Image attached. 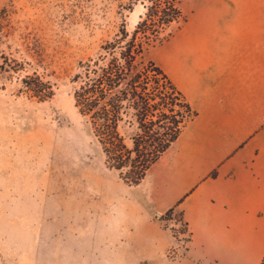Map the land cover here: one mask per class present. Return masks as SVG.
I'll list each match as a JSON object with an SVG mask.
<instances>
[{
    "label": "rangeland",
    "instance_id": "1",
    "mask_svg": "<svg viewBox=\"0 0 264 264\" xmlns=\"http://www.w3.org/2000/svg\"><path fill=\"white\" fill-rule=\"evenodd\" d=\"M176 1L186 19L195 0ZM1 12L0 51L22 70L0 72V264H200L185 252L179 211L163 220L165 213L144 207L148 190L125 185L104 166L74 107L72 80L81 62L102 55L122 29L130 35L145 7L135 0H0ZM160 45L145 51L144 62L156 65ZM32 73L54 85L51 100L39 103L23 92L21 79ZM81 164L92 202L118 199L131 212L96 220L82 210ZM92 167L103 176L86 173ZM263 255L243 264H260Z\"/></svg>",
    "mask_w": 264,
    "mask_h": 264
},
{
    "label": "crops",
    "instance_id": "2",
    "mask_svg": "<svg viewBox=\"0 0 264 264\" xmlns=\"http://www.w3.org/2000/svg\"><path fill=\"white\" fill-rule=\"evenodd\" d=\"M154 62L195 116L137 186L149 192L142 205L160 215L177 206L192 233L191 261L258 260L264 251V0L193 1ZM119 202L111 200L107 212L82 201L81 208L96 220L131 212Z\"/></svg>",
    "mask_w": 264,
    "mask_h": 264
},
{
    "label": "trees",
    "instance_id": "3",
    "mask_svg": "<svg viewBox=\"0 0 264 264\" xmlns=\"http://www.w3.org/2000/svg\"><path fill=\"white\" fill-rule=\"evenodd\" d=\"M145 7L130 35L125 30L102 46V55L81 62V72L72 82L74 107L88 124L100 148L104 166L117 173L129 187H137L149 169L177 140L195 116L184 96L171 80L143 54L168 40L171 25L186 21L176 0H135ZM147 4V5H145ZM0 13V44L3 22ZM18 63L0 51V72L16 73ZM21 88L39 103L51 100L54 85L36 73L21 79ZM216 173L209 174L215 178ZM177 206L161 217L175 214ZM186 235L185 252L190 250L192 233L184 216L178 220ZM264 264V255L260 261Z\"/></svg>",
    "mask_w": 264,
    "mask_h": 264
},
{
    "label": "bare ground",
    "instance_id": "4",
    "mask_svg": "<svg viewBox=\"0 0 264 264\" xmlns=\"http://www.w3.org/2000/svg\"><path fill=\"white\" fill-rule=\"evenodd\" d=\"M82 164H81V201L84 203V204H91L93 205V203L97 206V210L98 212H107L108 211V205L110 203V201L108 200H104L103 198H96L94 202H92L91 198H92V195H88V191H90L89 189V186L87 184V181L85 180V176L87 177V175L85 174V176L83 175L82 171L83 168H82ZM94 169V172L96 173V176L98 175H102L103 176V173L95 168V167H92L91 169H86V173L88 170H92Z\"/></svg>",
    "mask_w": 264,
    "mask_h": 264
}]
</instances>
